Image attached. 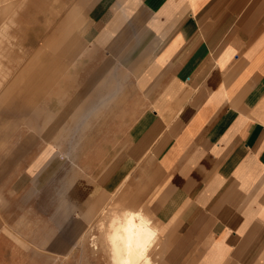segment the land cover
Returning <instances> with one entry per match:
<instances>
[{
  "label": "crops",
  "instance_id": "1",
  "mask_svg": "<svg viewBox=\"0 0 264 264\" xmlns=\"http://www.w3.org/2000/svg\"><path fill=\"white\" fill-rule=\"evenodd\" d=\"M39 7L58 10L48 47L75 36L79 63L62 71L57 98L38 107L43 77L40 95L10 102L21 124L1 133L11 139L0 182L22 183L25 166L32 193L56 168L59 211L69 203L85 225L115 200L142 208L159 264H264V0ZM35 8L25 5L26 24Z\"/></svg>",
  "mask_w": 264,
  "mask_h": 264
},
{
  "label": "rangeland",
  "instance_id": "2",
  "mask_svg": "<svg viewBox=\"0 0 264 264\" xmlns=\"http://www.w3.org/2000/svg\"><path fill=\"white\" fill-rule=\"evenodd\" d=\"M27 3L38 6L34 9L33 22L28 24L25 23L21 14ZM41 5L42 0H0V38L2 37L1 40H3V43L0 42V70L3 71L0 72V87H7L10 80L15 74L21 72L20 70L27 62L33 61L35 67L28 66L29 71L37 70L39 58L47 63V68L44 71L45 93L38 96V107H41L40 103L43 100L57 98L59 92L57 85L59 76H63L62 71L68 70L70 65L79 63V58L68 54H72L73 47L81 48L79 39L74 35L72 36L75 42L71 41L68 48L65 47V51L62 49L53 52L48 47L47 44L53 43L52 39L57 36L52 32L56 28L52 21L57 20L58 10L41 9L39 7ZM48 21L51 23L49 24ZM26 35L32 39L25 38ZM39 49L41 51L43 49L44 54L37 58L35 54ZM53 53L61 55L54 57ZM53 59H56L55 62L58 63L55 66L51 64ZM38 74L42 75L43 72L38 71ZM2 78L4 79L1 80ZM3 90L0 89V94ZM18 96L12 99L25 100L24 94ZM11 108L9 102L4 104V101L0 99V118H3L0 121V158L6 155L2 151L7 148L11 139L9 136L1 135L3 129L8 128L9 125H12L13 129L17 125L18 129L21 124L20 119L18 121L10 119L11 114V117H15ZM50 116L52 120L56 119L54 115ZM24 168L25 166L21 165L16 175L19 181H23L22 183L11 186L0 182V264H113L107 239L110 225L115 220L123 222L131 213L142 208H131L127 203L123 205L122 202L115 200L103 212L99 211L93 224L85 225L73 213L71 216L68 215L69 203L67 202V216L64 218L63 210L59 211L58 208L57 195L53 197L58 185L56 168L49 175L50 182L44 186L42 184L35 186V192L32 193L30 188H27V193L25 191V181L29 178L22 176ZM1 172L0 169V177ZM12 188L16 190H10ZM143 213L158 233V242L151 254L153 253L154 264H159L164 254L160 246V234L144 210Z\"/></svg>",
  "mask_w": 264,
  "mask_h": 264
},
{
  "label": "bare ground",
  "instance_id": "3",
  "mask_svg": "<svg viewBox=\"0 0 264 264\" xmlns=\"http://www.w3.org/2000/svg\"><path fill=\"white\" fill-rule=\"evenodd\" d=\"M1 39L2 37L0 42L3 43ZM40 56H42L41 49L38 51L37 58ZM37 62L39 63L37 70L29 71L28 66H32L33 61L27 62L19 74H15L12 79L10 78L11 80L9 79L10 82L7 87H0L1 90L4 89L0 94V99L4 101V104L16 102L17 100L15 101L12 98H18V95L24 94V101H27V98L40 95L41 90L34 89V86L36 84L40 87L42 86L44 73L39 75L38 71H44L46 67L40 64L39 58ZM0 72L3 71L0 70ZM23 89L25 90L24 92ZM107 236L113 264H151V252L158 242V238L152 224L142 213L133 212L123 222L115 220L110 225Z\"/></svg>",
  "mask_w": 264,
  "mask_h": 264
}]
</instances>
